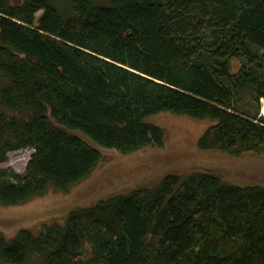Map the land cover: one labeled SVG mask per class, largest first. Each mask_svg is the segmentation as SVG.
Here are the masks:
<instances>
[{
  "label": "trees",
  "instance_id": "trees-1",
  "mask_svg": "<svg viewBox=\"0 0 264 264\" xmlns=\"http://www.w3.org/2000/svg\"><path fill=\"white\" fill-rule=\"evenodd\" d=\"M0 79V164L33 150L23 174L0 168L2 207L88 178L101 153L87 141L162 145L146 122L159 113L213 120L199 150L264 159V0H0ZM214 174H168L37 234L0 233V263L264 264V188Z\"/></svg>",
  "mask_w": 264,
  "mask_h": 264
},
{
  "label": "rangeland",
  "instance_id": "rangeland-1",
  "mask_svg": "<svg viewBox=\"0 0 264 264\" xmlns=\"http://www.w3.org/2000/svg\"><path fill=\"white\" fill-rule=\"evenodd\" d=\"M9 1L17 3L20 0ZM96 2L105 4L106 0ZM41 14L39 11L36 18ZM231 69L233 72L240 69L236 60L232 61ZM0 83H3L2 79ZM262 104L264 100L259 105L260 116H264ZM146 122L161 128L162 145L147 146L131 153L121 154L113 148L99 147L79 132H72L101 153L100 164L88 178L73 185L67 193L48 192L22 205L0 206V233L7 238L13 237L20 229H29L37 234L41 223L54 219L59 221L73 209L88 208L115 194L151 185L168 174H180L184 178L190 172L213 170L214 175L227 185L264 188L263 158L247 155L231 158L216 150L198 149L197 140L214 123L213 120L196 121L165 112L146 118ZM32 153L29 148L13 151L0 168H10L17 174H23Z\"/></svg>",
  "mask_w": 264,
  "mask_h": 264
},
{
  "label": "bare ground",
  "instance_id": "bare-ground-1",
  "mask_svg": "<svg viewBox=\"0 0 264 264\" xmlns=\"http://www.w3.org/2000/svg\"><path fill=\"white\" fill-rule=\"evenodd\" d=\"M262 105H263V109H264V104H262ZM262 113L264 114V110L262 111ZM263 114H262V115H263Z\"/></svg>",
  "mask_w": 264,
  "mask_h": 264
}]
</instances>
